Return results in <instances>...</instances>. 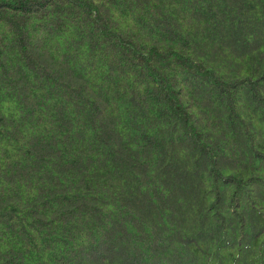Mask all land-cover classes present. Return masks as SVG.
<instances>
[{"label":"trees","instance_id":"trees-1","mask_svg":"<svg viewBox=\"0 0 264 264\" xmlns=\"http://www.w3.org/2000/svg\"><path fill=\"white\" fill-rule=\"evenodd\" d=\"M0 264H264V0H0Z\"/></svg>","mask_w":264,"mask_h":264}]
</instances>
